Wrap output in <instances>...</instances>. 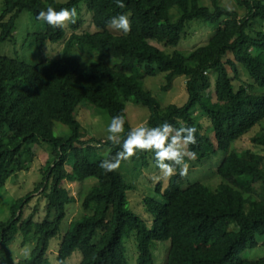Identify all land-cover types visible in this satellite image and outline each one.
<instances>
[{"label": "trees", "instance_id": "1", "mask_svg": "<svg viewBox=\"0 0 264 264\" xmlns=\"http://www.w3.org/2000/svg\"><path fill=\"white\" fill-rule=\"evenodd\" d=\"M232 1L234 7L222 0L205 4L201 0H122L121 8L115 0H3L0 47L13 40L24 11L37 19L39 11L49 6L57 11L75 8L77 15L86 6L98 30L78 32L83 21L76 17L67 38L66 26L52 27L44 22L45 30L28 32L27 41L42 50L48 42L66 39L61 56L33 63L0 55V188L14 174L29 169L36 145L51 147L41 180L12 202L8 219H0V264H14L11 246L19 235L24 245L35 244L30 256L17 264H53L47 257L51 240L61 231L72 204L63 184L70 159L83 179L97 182L82 199L88 213L77 217L62 238L57 264H67L77 250L82 253L80 264H129L125 238L133 232L138 264H155L152 244L166 240L171 242L166 264H264V256L243 257L245 252L264 246V241L260 243L264 238V154L232 148L264 120V94L248 93L245 84L234 86L235 80L241 81L243 68L256 84L264 86V0ZM120 14H129L131 28L126 34L112 33L107 26ZM194 20L218 26L205 44L189 52H167L158 46L159 42L177 46L186 36L187 23ZM222 21L225 24L219 26ZM76 46H89L96 59L83 66L74 55ZM111 59H116L114 64ZM137 68L146 76L165 73V90L171 88L176 76H184L187 101L170 104L162 113L159 100L145 88ZM212 71L217 74L213 96ZM123 88L149 108L147 127L168 122L173 129H196V143L186 146L194 155L191 159L186 156L185 162H200L219 150L224 152L217 168L222 179L217 188L199 181L187 183L177 166L166 186L157 185L162 200L145 197V206L154 216L152 228L128 205L132 183L118 168L105 172L99 167L102 160L115 157L133 129L119 100ZM84 101L111 117L124 118L119 143L84 134L76 114ZM195 104L210 119L214 137L195 120ZM57 121L70 125L68 136L55 133ZM252 142L264 151V131L253 136ZM94 143L108 147L107 155L92 160L89 152ZM138 155L144 167L156 164L152 151L137 150L133 156ZM35 193L47 200L42 220H36L35 213L24 217V208ZM194 237L209 241L208 249L198 250L192 243Z\"/></svg>", "mask_w": 264, "mask_h": 264}, {"label": "rangeland", "instance_id": "2", "mask_svg": "<svg viewBox=\"0 0 264 264\" xmlns=\"http://www.w3.org/2000/svg\"><path fill=\"white\" fill-rule=\"evenodd\" d=\"M207 1L208 0H201L203 4L207 3ZM222 2L231 7H234L236 4L232 0H222ZM3 8V0H0V13L2 12ZM173 12L176 13V9H174ZM127 16L129 17V14ZM76 17L81 18L83 21V24L78 32L83 30L94 32L98 30L93 23L91 12L86 8V6L83 7L81 13ZM224 24L225 22L222 21L219 26H223ZM255 26L259 27L260 22L255 23ZM66 28L68 31V38L72 32L71 23H68ZM217 28L218 26L209 25L203 21H190L187 23L185 38H183L177 46H167L161 42L157 44L161 49L167 52H172L175 50L189 52L193 48L201 44H205L209 40L210 36L217 30ZM108 29L112 33L123 34V32L113 30L110 27H108ZM38 30H45L44 22L35 19L29 11H24L17 20V26L16 30L14 31L13 40L6 41L2 44L0 47V55L18 57L22 60L33 63H38L44 59H53L61 56L66 39H63L59 42H48L46 47L42 50H37L34 46H31L30 42L27 41V34L28 32H35ZM74 55L78 56L77 58L80 60L83 66L96 59V52H94V50L89 46H76L74 49ZM114 61H116V59H111L110 62L114 64ZM137 75L145 88L150 90L159 100L162 113L166 112L168 105L174 103L183 105L188 99V92L185 85L186 80L184 76H176L171 88L165 90L163 88V86L167 83L165 73L158 72L155 76H146L141 68H137ZM241 76V81L235 80V88H238L241 84H245V86L248 88V93L254 95L264 94V86L256 84L254 79L244 68L241 69ZM216 77V72L212 71V96L214 95ZM119 100L125 106L127 117L133 129L140 126L147 127L150 116V110L147 106L141 104L125 88L120 90ZM76 111L77 119L82 125L84 134L87 136L108 140L107 126L110 123L112 117L107 112L99 109L88 101L82 102L77 107ZM192 113L195 120L203 126L202 129L210 137H214L210 119L197 104L193 106ZM263 131L264 120L261 123L253 126L241 138L235 141L232 148L239 151L251 149L253 152L264 154V151L252 142L253 136L258 133H262ZM70 132V125L61 121H57L55 123V133L57 135L68 136ZM123 133L121 134L120 139L122 138ZM39 145H36L35 147V149H37V154L34 158V161L29 164V169L14 174L7 181L6 185L0 188V219H8L10 217V206L12 202L15 199L25 196L27 193L32 191L36 183L41 180V168L51 157V147L46 143H41ZM94 145L95 147L89 152L90 158L92 160L99 156L107 155L108 147L96 143H94ZM185 151H187V148H185ZM223 157L224 152L219 150L203 161L186 162L188 165L187 171L185 173L187 183L199 181L203 184H206L211 189L217 188L222 182L217 168ZM149 161L152 163L153 159L149 158ZM72 164L73 163L70 159V162L66 164L68 172L63 180V184L69 189L71 194L72 204H70L68 207V214L61 226V231L57 237L51 240L47 255L49 261H51L53 264H57L56 257L58 255V249L64 234L69 229L70 224L75 221L77 217L88 213L82 207V199L88 189L97 182V180L94 178L83 179L76 166ZM118 170L123 173L126 179L133 185V189L128 192L129 207L145 221L149 228H152L154 216L146 208L144 199L146 196H150L156 200H162L161 195L157 192V185L162 183L164 186H166L170 177L163 176L161 170L156 164H152L148 168L144 167L142 159L139 155L132 156L129 158V160L120 163ZM46 205L47 200L40 193H35L30 202L24 208V217H27L31 213H35L36 220H42L46 214ZM263 241L264 238H261L260 243ZM192 243L200 251H206L208 246L211 244L209 241H205L196 237L192 239ZM34 244L35 242H28L24 245L23 238L19 235L11 246L15 256L14 264H17L21 258L30 256ZM125 244L127 247L129 264H138L139 251L135 232L125 238ZM170 244V240L153 242L152 250L155 264H166ZM262 256H264V246L262 245L245 252L243 255V257L250 259L259 258ZM81 260L82 253L77 250L68 259L67 264H80Z\"/></svg>", "mask_w": 264, "mask_h": 264}, {"label": "clouds", "instance_id": "3", "mask_svg": "<svg viewBox=\"0 0 264 264\" xmlns=\"http://www.w3.org/2000/svg\"><path fill=\"white\" fill-rule=\"evenodd\" d=\"M119 7H123L122 0H115ZM77 12L75 8H61L59 11L49 6L46 10H41L37 14V19L45 22L49 26L64 28L68 23H75ZM107 26L113 30L128 33L131 25L129 17L126 14L113 16ZM124 118L122 116H113L107 126V139L113 143L120 142V136L124 132ZM194 127H180L173 129L168 123L164 122L156 127H137L127 132L120 147L121 150L116 153L112 159L102 160L99 167L105 172L115 171L122 160L127 161L137 150H150L154 153V159L157 167L161 170L163 176L170 177L179 168L180 175H184L188 165L185 157H193L191 151H185L189 144H195L196 139Z\"/></svg>", "mask_w": 264, "mask_h": 264}]
</instances>
